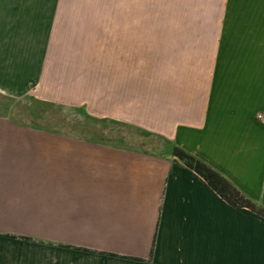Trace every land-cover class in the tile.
<instances>
[{
  "label": "crops",
  "instance_id": "crops-1",
  "mask_svg": "<svg viewBox=\"0 0 264 264\" xmlns=\"http://www.w3.org/2000/svg\"><path fill=\"white\" fill-rule=\"evenodd\" d=\"M38 3L0 0V264H264V217L175 154H194L264 207V7L224 5L205 66L172 44L153 92L112 78L103 116L80 107L95 104V81L66 67L60 89L50 72L43 98L81 110L54 129L26 120L51 32ZM228 14L252 16L235 22L251 30L249 58L221 46ZM95 117L108 127L90 126Z\"/></svg>",
  "mask_w": 264,
  "mask_h": 264
},
{
  "label": "rangeland",
  "instance_id": "rangeland-1",
  "mask_svg": "<svg viewBox=\"0 0 264 264\" xmlns=\"http://www.w3.org/2000/svg\"><path fill=\"white\" fill-rule=\"evenodd\" d=\"M39 1L43 3L36 5L38 15L44 12L52 15L51 32L47 35L43 55L45 78L26 90V99L31 98L35 108L30 118L25 119L54 129L70 126L81 110L73 106L62 107L56 99L43 98L40 86L46 88L50 72L59 73H56L58 80L50 81V84L56 83L60 89L66 67L75 68L82 84L84 79L91 81V85L95 81V104L89 107L85 103L80 107L95 116H103L107 113L104 95L112 78L122 74L129 80L139 78L144 82V92H153L157 66H169L172 44L180 46L174 52L176 58L180 56L178 59L182 60L185 53L180 49L189 45L195 55L190 54L195 57L194 63L205 66L219 39L224 16L222 7H264V0H46L47 4L45 0ZM248 17L252 18L238 14L226 17L221 46L232 52V59L250 57L251 30H239L235 24ZM73 69L69 71L73 72ZM56 94L44 95L56 98ZM24 114L27 116L28 113ZM94 120L90 121V126L108 127L100 118ZM113 125L122 129L120 125ZM127 129L135 132L134 128Z\"/></svg>",
  "mask_w": 264,
  "mask_h": 264
},
{
  "label": "trees",
  "instance_id": "trees-1",
  "mask_svg": "<svg viewBox=\"0 0 264 264\" xmlns=\"http://www.w3.org/2000/svg\"><path fill=\"white\" fill-rule=\"evenodd\" d=\"M175 154L204 177L228 202L234 204V206L249 207L264 217V207L256 204L252 199L240 196L236 189L210 165L178 146H175Z\"/></svg>",
  "mask_w": 264,
  "mask_h": 264
},
{
  "label": "built area",
  "instance_id": "built-area-1",
  "mask_svg": "<svg viewBox=\"0 0 264 264\" xmlns=\"http://www.w3.org/2000/svg\"><path fill=\"white\" fill-rule=\"evenodd\" d=\"M256 119L264 122V112H259Z\"/></svg>",
  "mask_w": 264,
  "mask_h": 264
}]
</instances>
